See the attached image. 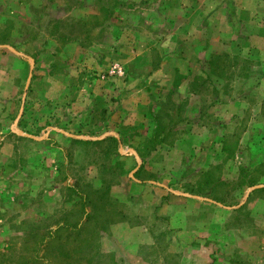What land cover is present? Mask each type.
Instances as JSON below:
<instances>
[{
	"label": "rangeland",
	"instance_id": "1",
	"mask_svg": "<svg viewBox=\"0 0 264 264\" xmlns=\"http://www.w3.org/2000/svg\"><path fill=\"white\" fill-rule=\"evenodd\" d=\"M216 2L0 0V264H264V0Z\"/></svg>",
	"mask_w": 264,
	"mask_h": 264
},
{
	"label": "crops",
	"instance_id": "2",
	"mask_svg": "<svg viewBox=\"0 0 264 264\" xmlns=\"http://www.w3.org/2000/svg\"><path fill=\"white\" fill-rule=\"evenodd\" d=\"M216 1H220V2H216V4H217L216 7L218 8V11H225V8L227 6V3H228L227 1L228 0H216ZM233 1H235V4H236L235 6L237 7V11H238V9H240V11H243V9H244V11H247V10L253 11V10L256 9V6H257L258 3H260L259 7H261V4H262L261 0H253L251 5H249V4L246 5V3L249 2V0H233ZM202 9L203 10L205 9L204 11H207L206 10L207 7H204ZM208 11H213V10L209 9ZM260 256H261V251L257 250L255 258L256 259H258V258L260 259ZM254 264H262V263L258 262V263H254Z\"/></svg>",
	"mask_w": 264,
	"mask_h": 264
}]
</instances>
